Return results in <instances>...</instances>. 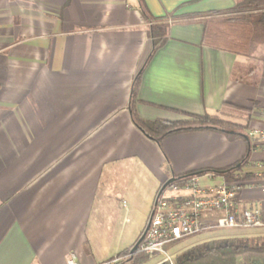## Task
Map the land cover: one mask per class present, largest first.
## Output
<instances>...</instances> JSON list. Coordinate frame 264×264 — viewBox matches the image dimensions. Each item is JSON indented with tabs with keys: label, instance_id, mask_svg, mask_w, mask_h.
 <instances>
[{
	"label": "crops",
	"instance_id": "1",
	"mask_svg": "<svg viewBox=\"0 0 264 264\" xmlns=\"http://www.w3.org/2000/svg\"><path fill=\"white\" fill-rule=\"evenodd\" d=\"M235 1L0 0V264L112 259L146 226L128 239L125 197L132 218L137 206L149 218L168 180L257 171L264 146L248 137L196 127L157 141L132 118L259 124L264 79L235 80L245 58L204 38L208 14ZM259 181L238 189L240 210L264 215Z\"/></svg>",
	"mask_w": 264,
	"mask_h": 264
},
{
	"label": "trees",
	"instance_id": "2",
	"mask_svg": "<svg viewBox=\"0 0 264 264\" xmlns=\"http://www.w3.org/2000/svg\"><path fill=\"white\" fill-rule=\"evenodd\" d=\"M218 13H209L206 18L205 40L243 56L245 61L235 66L232 76L237 81L257 86L264 79V0H236L226 14ZM132 118L137 127L157 141L171 133L196 127L214 129L230 139H236L248 137L247 131L250 127L247 120L242 124L221 119L216 115L197 116L189 120L147 121L140 119L133 111ZM242 165L240 163L218 173H223L229 182L233 179V171L241 169ZM182 180V177L177 178L175 182ZM238 180L257 179L252 174L242 173ZM183 239L165 247L169 249ZM131 248L119 252L118 256H124L122 264H144L156 256L138 250L131 252ZM173 264H264V234L215 238L195 243L175 255Z\"/></svg>",
	"mask_w": 264,
	"mask_h": 264
},
{
	"label": "built area",
	"instance_id": "3",
	"mask_svg": "<svg viewBox=\"0 0 264 264\" xmlns=\"http://www.w3.org/2000/svg\"><path fill=\"white\" fill-rule=\"evenodd\" d=\"M258 125L249 127L248 138L254 146H264V108L255 114ZM252 175L260 179L258 186L264 192V161L257 165ZM242 173H234L231 181L202 183L199 176L192 174L182 181L171 182L157 197L152 209L148 229L137 250L147 255L160 256V264H173L165 247L167 244L211 229H249L264 227V215L259 207L239 209L238 189L246 183L240 181ZM212 177V174H210ZM216 211L211 222L203 217L206 212ZM69 255L68 264H75ZM124 256L95 264H122Z\"/></svg>",
	"mask_w": 264,
	"mask_h": 264
},
{
	"label": "rangeland",
	"instance_id": "4",
	"mask_svg": "<svg viewBox=\"0 0 264 264\" xmlns=\"http://www.w3.org/2000/svg\"><path fill=\"white\" fill-rule=\"evenodd\" d=\"M262 51V49H261ZM244 114V113H239V115ZM221 119H225V120H230V121H234L237 122L236 120H234L233 118H223L222 116H218ZM236 119V118H235ZM124 200L126 201L125 206L121 207L122 208V212H124L126 210V217L123 220V225L126 227L127 229V237L128 239H131L132 237V230L135 226H144L146 224V220L148 218V207L144 206V207H136L134 209L135 212V216L132 218L131 214H130V210H129V206H130V198L129 197H125ZM130 202V203H129ZM122 204V203H121ZM137 223V225H136ZM214 231H208V232H202L196 235H192V236H188L187 238L183 239L181 242H179L178 244H175L173 246H171L169 249H167L168 253L170 254L171 259H174V256L179 254L180 252H182L184 249H186L187 247H189L190 245H193L195 243H199L205 240H210L216 236H223L222 238H225L226 236L232 235V234H237V235H243V236H254V234L256 233V231L253 230H244V231H236V232H232L229 233V231H234L237 229H211ZM216 230V231H215ZM160 260V256H155L152 259H150L148 262L144 263V264H158Z\"/></svg>",
	"mask_w": 264,
	"mask_h": 264
},
{
	"label": "water",
	"instance_id": "5",
	"mask_svg": "<svg viewBox=\"0 0 264 264\" xmlns=\"http://www.w3.org/2000/svg\"><path fill=\"white\" fill-rule=\"evenodd\" d=\"M183 177H186V176H183ZM175 179H171V180H168L167 182H165L162 186H161V188H160V190H159V192H158V194H157V196H156V199H157V197L161 194V192L171 183V182H173ZM156 199H155V202H156ZM155 202H154V204H155ZM151 215H152V212L150 213V215H149V218H148V221H147V224H146V226H145V228H144V230H143V232H142V234H141V236L139 237V239L137 240V242L132 246V248H131V252H134V251H136L137 250V247H138V245H139V243L142 241V239H143V237H144V235H145V233H146V231H147V229H148V225H149V222H150V217H151Z\"/></svg>",
	"mask_w": 264,
	"mask_h": 264
},
{
	"label": "flooded vegetation",
	"instance_id": "6",
	"mask_svg": "<svg viewBox=\"0 0 264 264\" xmlns=\"http://www.w3.org/2000/svg\"><path fill=\"white\" fill-rule=\"evenodd\" d=\"M147 221H148V219H147ZM146 224H147V222H146Z\"/></svg>",
	"mask_w": 264,
	"mask_h": 264
}]
</instances>
